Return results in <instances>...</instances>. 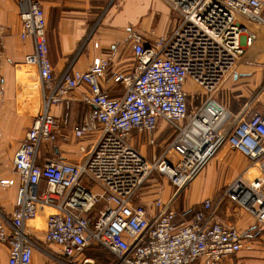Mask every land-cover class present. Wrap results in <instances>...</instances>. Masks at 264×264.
Wrapping results in <instances>:
<instances>
[{"label": "built area", "instance_id": "built-area-1", "mask_svg": "<svg viewBox=\"0 0 264 264\" xmlns=\"http://www.w3.org/2000/svg\"><path fill=\"white\" fill-rule=\"evenodd\" d=\"M165 1L180 19L177 27L169 35L155 36L151 43L140 32H131L136 66L131 73L112 74L125 93L111 97L101 86L110 66L106 58L96 57L84 72L70 64L55 76L41 2L18 0L21 37L34 42L25 62L38 69L42 107L14 154L17 177H0L2 188L18 185L12 220L0 222V242L10 246L8 264L32 263L35 244L26 227L42 209L48 212L46 240L60 245L71 260L93 244L115 255L118 264H221L243 249L242 232L216 218L212 199L182 215L173 202L226 144L264 168V114L235 117L214 97L246 45L255 39L254 33L247 36L249 30L241 19L264 23V3ZM188 80L206 93L192 111ZM80 85L87 86L82 100L92 105L73 127L77 139L93 138L79 145L83 159L49 158L40 164L41 144L57 139L52 106L68 105L70 92ZM160 119L175 136L151 161L132 144L131 134L136 130L152 135ZM155 170L170 179L176 194L169 201L158 197L157 212L151 217L137 196ZM94 185L101 187L99 192ZM223 197L252 213L258 231L263 229L264 171L254 177L239 175L226 186ZM188 215L192 218L187 221Z\"/></svg>", "mask_w": 264, "mask_h": 264}, {"label": "crops", "instance_id": "crops-1", "mask_svg": "<svg viewBox=\"0 0 264 264\" xmlns=\"http://www.w3.org/2000/svg\"><path fill=\"white\" fill-rule=\"evenodd\" d=\"M40 2L46 16L49 59L55 76H59L70 64L75 70L84 72L96 57L106 58L110 66L101 79V86L111 97H120L125 93L124 85L116 83L112 74L131 73L136 66L131 32H140L145 41L151 43L155 36L172 33L180 20L165 0ZM262 15L264 17V6ZM241 21L249 30L247 36L254 33L255 39L251 45H246V51L234 71L214 92V97L235 117L250 118L254 114H264V23L246 18ZM0 27V177L16 178L14 154L41 111L42 90L37 67L25 62L26 56L34 50V42L31 38L24 40L21 37L22 19L18 0H0ZM247 36L243 37L244 43ZM189 83L192 84L190 89L187 87ZM195 85L188 80L186 89L191 100L197 98L195 107H198L206 98V93L202 88L201 93L194 92V89L200 91ZM85 91L87 86L80 85L70 92L68 105L52 106L58 124L57 139L41 144L40 164L49 158L69 162L83 159L79 145L88 144L93 138L90 135L82 141L77 139L73 127L92 109V105L82 100ZM174 136V130L164 119H160L152 135L135 130L131 134V142L152 161L163 151L158 148L166 141L170 143ZM235 152L238 151L228 144L224 145L200 175L176 195L173 207L182 215L188 210L201 209L206 199H212L216 218L238 227L244 242L241 251L227 257L221 264H264V227L258 231L259 223L252 213L223 197L226 186L236 177L241 174L251 177L253 170L257 168L262 172L264 168L245 155L247 159H240ZM206 170L207 177L204 175ZM166 179L171 186L165 185L162 191L154 193L155 196L144 194L141 197L140 191L138 193L137 201L146 205L151 217L157 212L154 202L158 197L169 201L176 194V187L170 179ZM17 193V184L0 187V222L10 224ZM181 195L177 209L175 203ZM47 217V209H42L36 218L27 222V233L35 244L31 264H84L85 259H89L86 264H118L117 258L110 259L107 256L109 251L96 244L87 247L76 260L67 258L60 245L46 240ZM191 218L188 215L185 220ZM9 254V244L0 242V264H8Z\"/></svg>", "mask_w": 264, "mask_h": 264}, {"label": "rangeland", "instance_id": "rangeland-1", "mask_svg": "<svg viewBox=\"0 0 264 264\" xmlns=\"http://www.w3.org/2000/svg\"><path fill=\"white\" fill-rule=\"evenodd\" d=\"M195 85V84H194ZM197 88H198V90H200V91H197L196 89H194L193 91L194 92H200L201 93V88L202 87H200V86H198V85H195ZM189 89L192 87V84H188V86H187ZM190 91H192V90H190ZM199 93V96H201V94ZM196 101H198L197 100V98H193V100H191L190 99V101H189V103H190V106H189V109L192 111V109H194L195 108V106H196ZM169 143H168V141H166L165 143H163V145L161 146V147H159L158 148V150L160 151L161 149H164V148H166L167 147V145H168ZM235 154H237L238 155V157L241 159H247L244 155H242L241 153H239V152H235ZM207 171L208 170H206V172L204 173V175L207 177V176H209L208 175V173H207ZM253 173L254 174H251V177H254V176H256V175H259L260 173H261V171L260 170H258L257 168L255 169V170H253ZM165 185H166V187H170L171 185H170V183L168 182V180L166 179V177H165V175H163L162 173H160V171H158V170H155L154 172H153V174L149 177V179L144 183V185L142 186V188L140 189V195H141V197H143L144 196V194H147V195H149V196H152V195H156V194H154L156 191L157 192H160V191H162L163 189H164V187H165ZM170 185V186H169ZM194 186V185H193ZM192 186V187H193ZM93 190L95 191V192H99V190H100V186L99 185H94L93 187ZM183 195V194H182ZM182 195H181V197H180V199L177 201V204L175 203V206L177 207V209H178V207H180L179 205H178V202L181 200V198H182ZM152 198H154V197H152ZM112 253L111 252H107V256H109V258L111 259V258H116L115 257V255H111ZM114 256V257H113Z\"/></svg>", "mask_w": 264, "mask_h": 264}]
</instances>
